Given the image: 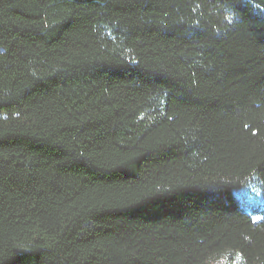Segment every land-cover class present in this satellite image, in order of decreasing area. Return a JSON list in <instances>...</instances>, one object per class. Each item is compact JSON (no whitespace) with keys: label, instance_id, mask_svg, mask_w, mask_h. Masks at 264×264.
<instances>
[{"label":"trees","instance_id":"16d2710c","mask_svg":"<svg viewBox=\"0 0 264 264\" xmlns=\"http://www.w3.org/2000/svg\"><path fill=\"white\" fill-rule=\"evenodd\" d=\"M263 202L264 0H0V264H264Z\"/></svg>","mask_w":264,"mask_h":264},{"label":"rangeland","instance_id":"374dc122","mask_svg":"<svg viewBox=\"0 0 264 264\" xmlns=\"http://www.w3.org/2000/svg\"><path fill=\"white\" fill-rule=\"evenodd\" d=\"M252 190H253V188H252L251 184L245 186V188L243 189V192H242V195L245 197V200H247V199L251 200ZM257 200H260V198L256 199V201ZM253 201H255V200H253ZM259 209H261V208H258V210ZM240 262H241V257H240L239 253H234V254L228 253L225 258L218 261V264H240Z\"/></svg>","mask_w":264,"mask_h":264}]
</instances>
